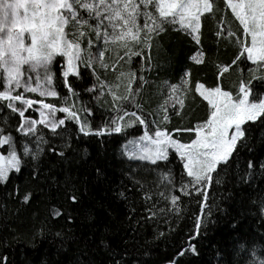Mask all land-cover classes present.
<instances>
[{"label": "trees", "instance_id": "trees-1", "mask_svg": "<svg viewBox=\"0 0 264 264\" xmlns=\"http://www.w3.org/2000/svg\"><path fill=\"white\" fill-rule=\"evenodd\" d=\"M216 8L218 11L214 15L203 18L199 45L187 33L174 30L178 26H166L165 32L153 37L152 47L144 49L143 57H133L130 64L121 61L115 65L116 73L96 65L97 73L102 80L113 84L117 82L118 72H135L134 91L140 84L139 77L143 76L147 83L136 97L141 109L130 107L129 110L138 111L150 120H159L163 114L160 105L168 98L170 86L182 84L187 76L184 108L179 110V115L170 108V122L160 126L171 132L204 121L208 115L207 102L195 93V85L216 86L220 67L231 64L238 51L230 39L215 35L221 19L226 28L242 37L237 30L238 21L230 10L224 9V0H216ZM140 23L143 24V18ZM129 44L134 51L139 48L132 42ZM110 49L105 54V62L111 65L117 55H124L125 49L118 45H110ZM92 51L96 53L97 50L93 48ZM201 51L204 62L197 64L192 57ZM241 67L247 73L248 68L254 66L249 62ZM81 74L83 79L75 84L79 92L77 104L79 108H92L94 115L89 120L95 129L114 113L107 110L110 103L101 107L103 101H96L94 93L84 91L97 81L86 69H82ZM239 79L238 70L233 66L220 77L219 83L235 94ZM126 82L121 83L118 94L123 93ZM57 90L61 95L65 94L59 87ZM103 99L111 101L108 95ZM49 101L57 106L63 105L59 98L50 97ZM31 115L37 114L33 112ZM4 119L5 131H11L19 142H24L27 138H22L14 130L19 118L6 114ZM151 126L157 127L155 124ZM246 127L251 130L246 137L247 146L238 145L226 173L222 175L223 182L219 185L213 183L209 189L208 204L212 214L205 221L207 227H202L200 236L192 241L198 254L186 252L181 256L180 251L188 247L189 237L195 231L196 217L201 210L197 201L201 197L170 193L164 185L157 183V174L170 168L179 187L181 163L175 154L167 166L163 162L152 166L147 162L128 160L122 144L144 131L138 124L121 134L98 138L79 134L76 125L68 122L66 136L71 141L70 148H65L64 140L51 137L49 130L39 125L38 129L45 138L58 150H64L67 159L49 153L45 146V153L38 161L23 157L21 172L12 173L8 183L0 186V256H7L8 264H162L167 261L175 264H239L241 245H252L259 251V246L264 244V169L259 167L264 164V126L257 122ZM176 135L183 141L194 138V133ZM17 147L22 151L20 143ZM249 161L256 167L248 169ZM36 166L39 171L34 178ZM249 172L253 176L242 182L241 175ZM137 181L146 187L140 188ZM69 182L78 197L75 204L67 199ZM16 189L19 195H11ZM146 189L153 193L162 191L165 195H181L179 212L170 210L169 203L155 194L150 202L145 203L142 197ZM27 192H32V198L28 204H22L21 198ZM121 192L127 199L120 196ZM149 207L157 213L151 219L146 210ZM55 209H60L64 215L53 218L51 213ZM57 233L61 235L57 236Z\"/></svg>", "mask_w": 264, "mask_h": 264}, {"label": "snow or ice", "instance_id": "snow-or-ice-1", "mask_svg": "<svg viewBox=\"0 0 264 264\" xmlns=\"http://www.w3.org/2000/svg\"><path fill=\"white\" fill-rule=\"evenodd\" d=\"M224 9L230 10L238 21L237 30L242 37L226 28L223 18L215 35L230 39L238 49L237 55L231 64L220 67L216 86L195 85V93L207 102V118L193 127L176 128L170 132L160 125L170 122V108L177 115L184 108L187 76L182 84L170 86L168 98L160 105L163 114L159 120H150L138 111L129 110L130 107L141 109L136 97L147 83L144 77H139L140 84L134 91L135 72L120 71L115 77L117 82L109 84L101 79L96 65L116 73L115 65L121 61L130 64L133 57H143L144 49L152 47L153 37L165 32L166 26H178L174 30L187 33L199 45L203 18L218 11L216 0H0V186L8 183L12 173L21 172L23 157L38 161L45 153V146L49 153L62 160L67 159L64 150H58L45 138L38 129L39 125L48 129L51 137L64 140L65 148H70L71 141L66 136L68 122L76 125L79 134L98 138L121 134L138 124L143 127V134L123 146L128 160L147 162L152 166L163 162L167 166L175 154L181 163L179 187L170 168L157 174V183L164 185L170 193L201 197L197 201L201 210L196 217L195 231L189 237L188 247L179 253L181 256L186 252L198 254L192 241L200 236L202 227H207L205 221L212 214L208 204L209 189L213 183L219 185L223 182L222 175L226 173L238 145L247 146L246 137L251 130L246 125L259 122L264 126V0H224ZM141 18L143 24L140 23ZM129 42L139 48L134 51ZM110 45L125 49L124 55H117L111 65L105 62ZM93 48H96V53H93ZM203 55L202 51L197 52L192 60L201 64ZM249 62L254 67H249L245 73L241 65ZM233 66L240 75L235 94L219 83L220 77ZM82 69L88 70L97 81L84 91L94 93L96 101H103L101 107L110 103L107 110L114 113L95 129L89 120L94 115L92 108L77 107L79 92L75 84L83 79ZM125 80L124 91L118 94ZM58 87L64 95L57 90ZM27 93H38L41 99L29 98ZM105 95L111 97L110 102L103 99ZM49 97L59 98L63 106L45 102L44 98ZM73 97H76L75 101ZM29 110L38 113V118L26 115ZM58 112L65 115L58 118ZM6 114L19 118L14 130L22 138H27L24 142H19L11 131H5ZM150 124L157 127L150 131ZM182 132L194 133V138L190 142H182L176 135ZM18 143L22 151H18ZM254 167L256 165L249 161L247 168ZM259 167L264 169V164ZM38 171L36 166L34 178ZM97 173H100L99 169ZM252 176L251 172L242 174L241 181L246 182V178ZM137 184L140 188L146 187L138 181ZM154 194L167 201L170 210L179 212L181 195H165L162 191L153 193L146 189L142 199L148 203ZM11 195L18 196L19 190H14ZM120 196L127 199L124 192ZM31 198L32 192H27L21 203L28 204ZM67 199L73 204L78 202L70 182ZM146 210L150 213L149 219L157 214L152 207ZM51 215L59 218L64 212L55 209ZM68 220H72L70 215ZM259 247L260 250L256 251L252 245H241L238 249L242 257L239 264H264V244ZM0 264H8V257L0 256Z\"/></svg>", "mask_w": 264, "mask_h": 264}, {"label": "rangeland", "instance_id": "rangeland-1", "mask_svg": "<svg viewBox=\"0 0 264 264\" xmlns=\"http://www.w3.org/2000/svg\"><path fill=\"white\" fill-rule=\"evenodd\" d=\"M206 86V85H205ZM206 87H208V86H206ZM226 90V89H225ZM171 91V88H169V92ZM29 98H32V99H41V97H39V95H38V93H27L26 94ZM50 98V97H49ZM49 98H44L45 99V102H49V103H53V102H51V101H49ZM54 104V103H53ZM54 105H56V104H54ZM57 106V105H56ZM61 106H63V105H61ZM57 107H59V106H57ZM77 107L79 108V106H78V104H77ZM32 114H33V112L31 111V110H29ZM31 113L30 114H27L26 113V115H31ZM37 115L36 116H33V115H31V116H33L34 118H38V113H36ZM65 114H63V113H57V117L58 118H62L63 116H64ZM82 118H83V116H82ZM126 120L128 119L127 117L125 118ZM150 131L152 130V129H154L155 127H152L151 126V124H150ZM143 134V132L141 133V134H139V135H134V136H131V137H129L128 139H126L124 142H123V144H122V149H123V152H124V148H123V146L125 145V144H128V142L130 141V140H137L138 138H139V136H141ZM181 140V139H180ZM182 142H185V143H187V142H190V141H183V140H181ZM162 264H175L174 263V261H167V262H164V263H162Z\"/></svg>", "mask_w": 264, "mask_h": 264}]
</instances>
